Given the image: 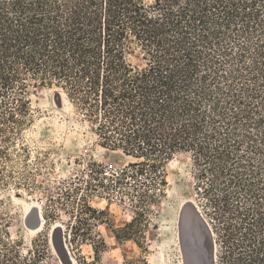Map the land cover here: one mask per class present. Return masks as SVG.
I'll use <instances>...</instances> for the list:
<instances>
[{
	"label": "trees",
	"instance_id": "obj_1",
	"mask_svg": "<svg viewBox=\"0 0 264 264\" xmlns=\"http://www.w3.org/2000/svg\"><path fill=\"white\" fill-rule=\"evenodd\" d=\"M39 85L62 89L103 147L132 158L60 182L74 186L61 189L72 247L106 246L90 235L106 214L96 194L129 199L136 215L113 231L141 244L167 164L187 153L216 264H264V0H0V164ZM46 245L23 254L0 225V264H44Z\"/></svg>",
	"mask_w": 264,
	"mask_h": 264
},
{
	"label": "rangeland",
	"instance_id": "obj_2",
	"mask_svg": "<svg viewBox=\"0 0 264 264\" xmlns=\"http://www.w3.org/2000/svg\"><path fill=\"white\" fill-rule=\"evenodd\" d=\"M29 94L33 121L7 146L9 157L0 164V225H6L11 238L19 241L23 254L47 238L44 264H216L210 224L194 189L193 163L187 153L177 154L167 164L166 195L149 213L141 244L135 239L119 241L113 231L136 215L129 199L123 203L117 195L108 200L96 194L90 202L106 214L101 221L92 220L90 235H101L106 246L99 253L93 240L81 243L80 250L72 247L65 237L74 221L72 205L61 189L74 186L60 182L87 171L92 161L121 169L132 158L103 147L90 123L59 87L31 86ZM45 213L52 217L45 219ZM195 214L199 218L193 224L190 215Z\"/></svg>",
	"mask_w": 264,
	"mask_h": 264
},
{
	"label": "bare ground",
	"instance_id": "obj_3",
	"mask_svg": "<svg viewBox=\"0 0 264 264\" xmlns=\"http://www.w3.org/2000/svg\"><path fill=\"white\" fill-rule=\"evenodd\" d=\"M210 232V231H209ZM210 236H211V233H210ZM212 237V236H211ZM213 238V237H212ZM213 241V247H214V252H215V243H214V239L212 240ZM198 258V257H197ZM198 260V259H197Z\"/></svg>",
	"mask_w": 264,
	"mask_h": 264
}]
</instances>
